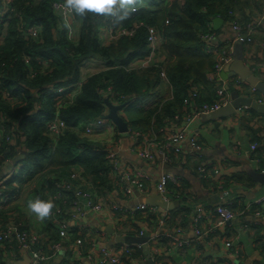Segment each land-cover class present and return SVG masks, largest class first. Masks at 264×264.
Listing matches in <instances>:
<instances>
[{"label":"trees","instance_id":"1","mask_svg":"<svg viewBox=\"0 0 264 264\" xmlns=\"http://www.w3.org/2000/svg\"><path fill=\"white\" fill-rule=\"evenodd\" d=\"M139 1L136 3L147 4L145 8L115 25L144 24L133 35L115 38L107 45H102L95 36L96 22L98 18L114 16L88 13L81 17L73 13L82 23L79 42L73 45L56 37L60 16L55 3L59 0H0L1 29L9 18L5 41L0 44V164L11 158L15 163L23 160L24 165H18L19 173L12 180L16 185L40 174L36 195L43 194L46 186L47 191L51 190L50 195L55 192L60 205L64 199L74 198V192L63 187L65 183H71L73 190L88 188L85 179L94 183L101 193L108 191L109 194L114 190V180L110 177L112 163L104 150L106 143H98V139L87 136L78 120L108 114L107 102H112L125 104L126 114L122 116L128 125L140 120L143 127L138 129H149L152 124L157 129L184 111V98L191 92L193 78H202L201 75L214 68L215 61L205 53L206 43L200 35L211 33L216 36L219 30L214 29L212 18L233 19V8L238 0ZM7 4L13 12L7 11ZM168 19L170 24L166 22ZM150 25L159 28L166 51L161 54L164 58L162 56L152 62L151 67L142 69L131 65V60L149 52ZM31 26L40 28L37 36L24 33V29ZM95 54L105 58L104 69L82 80L76 92H73L74 88L63 89L47 96L48 87H70L78 82L80 64ZM162 72L172 86V97L163 103L138 105L137 100L147 95L158 78H162ZM3 90L16 99L5 98ZM131 115H136L137 120L130 119ZM55 118L65 122L57 137L51 135L46 124ZM7 135H11L12 142L7 140ZM99 146L103 151L98 149ZM22 148L27 150L25 159L17 157ZM50 167H56L54 176L48 174ZM27 173L30 176L26 178ZM74 173L79 176L74 178ZM64 204L63 208L67 210L68 203ZM12 223L29 227L17 205L10 208L3 201L0 203V224L9 226ZM7 248H10L8 244L0 247V257L6 256ZM131 248L138 249L136 245ZM134 254L130 253V257ZM130 257L126 260L133 264Z\"/></svg>","mask_w":264,"mask_h":264},{"label":"crops","instance_id":"2","mask_svg":"<svg viewBox=\"0 0 264 264\" xmlns=\"http://www.w3.org/2000/svg\"><path fill=\"white\" fill-rule=\"evenodd\" d=\"M59 1L61 6L56 11L59 13L60 22L56 30V37L60 41L65 40L75 45L80 39L81 20L74 17L71 10L62 8L63 0ZM142 4L143 2H135V6H140V10L147 5ZM6 7L8 8L9 4ZM134 13L136 12H132V14ZM232 14L233 19L238 20L242 25L258 22L254 31L247 34L252 36V40L241 41L244 45L246 65L254 69L255 74L264 81V22H262L264 0H238ZM218 17L223 19V24L219 29H216L219 30L216 34L217 43L223 47L230 46L233 50V43L236 41L233 24L228 23L222 16ZM115 22L119 24L116 18ZM111 24L112 18L97 19L95 36L102 45H107L118 38L112 36ZM5 27L7 28L5 25L3 29L0 28V44L5 41ZM162 56L164 58V55H158L157 58L160 60ZM233 60L234 52L233 59L224 63L220 70L221 81L239 77L230 75L231 71L226 69ZM131 62L133 66H141L135 58ZM105 66L106 60L99 54L86 58L80 64V83L92 73L104 69ZM208 73L209 71L201 75L202 78H193L192 83H196L195 85L205 91L207 98L210 99L215 95L216 85L208 80ZM244 88L243 91H238L230 86L228 91L230 102L235 91L239 96L249 95L255 101L257 98L264 99V93L259 92L247 81H245ZM172 94V86L168 78L162 76L144 97L150 98L151 104H157L166 102L172 97ZM137 102L140 103L138 105H143V102L139 100ZM259 103H264V100ZM120 113L121 115L126 114L124 109ZM208 114L201 113L192 122L181 120L179 124L180 129L186 130L188 137L196 136L203 143L201 151L203 158L218 167V173H214L208 179L196 172L192 162L184 167L179 164L170 166L158 160L151 163L144 162L128 149L126 142L122 144L119 153L122 155L123 162L130 167L142 168L149 173L144 192L133 187L131 195L120 197L122 200H126L124 205L127 208L129 205V209L132 211L137 209L131 213L133 217L130 214L129 216L122 214L117 217L108 206L100 213L87 212L77 220L71 216L69 223L73 235L70 239L61 240L58 228L50 223L48 216L39 219L27 207L28 201L34 196L42 200L51 199L58 204L61 201L54 196L55 192L49 197L44 193L36 195V189L40 187V184L38 180L36 183L33 180L37 175L29 181L23 180L22 184L26 186L24 187L25 197L18 198L17 202L19 201L20 205L17 207L20 209L22 218L28 223L27 225L40 235L39 242L34 244L32 250L20 249L17 245L7 248L6 256L0 257V264H99L103 247L118 249L122 245L116 241L115 235L117 234L109 232V228H113L115 231L116 226L120 228L118 231L116 230L119 234L138 235L139 231H143L156 237V242L150 241L149 256L144 253L142 246L133 251L135 253L131 257L133 264H148L150 257L154 260V264H264V217L254 218L256 211H260L264 215V183L257 181L251 174L253 170L264 172V113L250 107L249 111L246 110L241 114L236 112L220 118L209 117ZM135 116L131 115L130 119L137 120ZM151 121L153 122V119ZM85 122V119L80 118L79 127H83ZM132 124L136 128L143 127L140 120ZM110 127L112 130L106 131H109L107 133L109 138H113V135L115 137L117 134L118 130L114 129L117 126L112 121ZM102 134H106V132ZM156 138L160 139L158 135ZM253 145H257L256 150H252ZM189 150H191V145L186 138L183 142V152L175 157L176 162L192 161ZM167 172L180 173L183 182L169 185L168 193L164 194L165 199L168 200V206L162 208L157 204L149 203L147 197L157 193L155 182L163 173ZM110 177L114 180L117 176L110 172ZM85 184L93 191L96 189L94 183L92 184L88 180ZM107 192L105 193L107 194ZM183 195H185L184 198ZM143 203L156 206L157 211L151 213L139 209L138 205ZM219 204L230 205L237 213L236 218L232 221L223 220L213 211ZM197 206L210 211V217L204 218L196 226L194 218L197 215ZM73 212L74 209L71 206L70 213L73 214ZM78 212L80 211L75 209L74 213ZM164 215L166 219L162 223ZM245 223L252 224V226L241 229ZM197 228L202 233L197 232ZM176 238L187 240L189 244L179 245L174 240ZM77 239L82 240L81 245L77 244ZM60 240L62 245L57 247L55 244ZM25 256L29 257V262H26ZM102 264H110V262L106 261Z\"/></svg>","mask_w":264,"mask_h":264},{"label":"built area","instance_id":"3","mask_svg":"<svg viewBox=\"0 0 264 264\" xmlns=\"http://www.w3.org/2000/svg\"><path fill=\"white\" fill-rule=\"evenodd\" d=\"M61 6L60 3H55V8L58 9ZM138 7L135 6V10L133 12L138 11ZM137 9V10H136ZM7 11L13 12V8H7ZM115 18L112 17L114 21V25L111 26L110 32L114 37H123L130 36L135 33L138 27L144 24V22H140L137 25L132 27H120L115 25ZM226 21L230 24H233V28L236 32L235 40H242L249 42L252 40V36L247 34L252 33L256 28L258 22L254 21L252 23H247L246 25H242L237 22L236 19H226ZM9 22L6 20L4 25L7 26ZM169 23V20H166ZM262 22H264V14L262 17ZM40 31V28L37 26H31L29 28L24 29V33L32 34V36H37ZM5 34L7 33L6 27L4 28ZM201 39L205 41V52L210 55L218 56L215 66L212 70L209 71L207 78L209 81L213 82L216 85L215 95L210 99L207 98V94L203 91L199 86L195 85L196 83L191 84V93L184 98V111L180 114H176L172 118L166 120L164 124L159 126V128L155 129L154 124L151 125L149 129H138L136 128L133 131H129L130 135L121 136L118 131L115 135V140L113 142L107 143L104 150L106 151V158L112 163L111 172L115 174L116 179H114V190L109 194H103L98 189L94 191L89 188H78L73 190L71 187V183H65L64 188L67 191L74 192V198L72 201L70 199H64L62 205L58 203L55 204V208L52 209L49 214V220L53 225H55L59 230V235L62 239L71 238L73 232L71 231V226L69 223V218L73 216V219L77 220V218L82 217L87 212L100 213L106 209V206L109 207L110 210L117 217L124 214L134 213L137 209H129L124 205L126 200H122V197L131 195L133 192V187H136L140 192H144V188L146 187V183L149 179V173L142 168L135 169L134 167H130L128 164H125L122 159V155L119 153V149L123 143L128 144V149L137 155L139 159L144 162H153V161H161L162 163L168 164L170 166H175L179 164L181 167L189 164L190 162L194 163V169L197 173H199L203 178L208 179L212 177L214 173H218V167L213 166L209 161L205 160L201 154L203 149V143L199 142L196 136L188 137L185 129H180L179 124L181 120H184L188 123L192 122L196 116L201 113H211L222 106L228 104L230 102L229 98V87L232 86L238 91H243L245 80L240 77L229 78L226 81H221L219 78L220 70L222 69L224 63L230 62L233 59V50L230 46L227 49L223 48L221 44L217 43L216 36L211 33H205L200 35ZM147 43L149 52L145 55H139L135 59L139 61L141 66H148L154 61H158V55L162 54V35L157 26L150 25L148 26V36ZM222 48L224 49L222 51ZM232 50V51H231ZM162 76L166 78L165 72H162ZM69 88V87H68ZM64 88H58L59 91H62ZM3 95L8 100L14 101L16 97H13L9 91L3 90ZM263 98H257L258 102H263ZM116 104V103H115ZM249 106H242L237 109V112L241 114L244 111H249ZM107 115V114H106ZM106 115L97 116L93 119L85 118L84 133L86 135H91L96 131H103L106 126H110V119L107 118ZM47 127L51 135L57 137L65 127V122L59 118H55L53 120H49L47 123ZM157 135L160 139H157ZM9 142H12L11 135L6 136ZM188 138L189 144L191 145V150H189V156L192 161L185 160L179 163L176 162L175 157L183 152V142ZM118 140V141H117ZM257 145L252 146V150H256ZM99 150L103 151L101 146L98 147ZM26 149H21V156H17L19 159H25ZM9 161V160H8ZM6 161L4 164H0V203L6 201L4 196L6 191L2 188L7 185L6 179H3V174L8 173V169L6 165L9 162ZM22 162V161H21ZM14 162V167L19 169L18 165H23V163ZM77 173L73 174V177H78ZM85 182L86 180L83 179ZM183 177L180 173L167 172L163 173L160 178L155 182L156 184V192L165 197V193H168V187L171 183H182ZM13 192V191H12ZM15 194V192H13ZM8 195V193H7ZM57 198V195L54 194ZM179 196V194H178ZM185 195H183L184 198ZM121 197V198H120ZM54 198V197H53ZM168 198V197H166ZM184 202V201H183ZM260 202V201H257ZM68 203L69 207L67 210L63 208ZM71 206L74 209H78L80 212L71 214L70 208ZM139 209H144L148 212L154 213L157 211L156 206H150L146 203L138 205ZM197 215L194 218L195 225L197 226L201 220L204 218H209L208 210H204L203 207L197 206ZM213 211H215L223 220L232 221L236 218L237 213L234 209L227 204H219L217 205ZM114 216V218H116ZM254 218L256 217H264L260 211H256L254 214ZM162 223L166 219L164 215L162 217ZM119 220V218H118ZM258 223V222H256ZM252 224L245 223L242 225V228H249ZM120 228L116 226L115 233ZM117 230V231H116ZM197 232H201L197 228ZM141 234L145 233L140 231ZM40 235L36 232L32 231L31 227H21L16 223H12L9 226L0 224V247L8 244L9 247H15L16 245L20 249H30L34 248V244H37L39 241ZM61 240L57 242L55 245L57 247H61ZM153 240L156 242V237L150 235V241ZM179 245L189 244L187 240H180L178 238L174 239ZM77 244L81 245L82 240L77 239ZM131 245H136L137 248H140V244H128L122 243V245L117 248H106L103 247L101 251V260L99 264H102L106 261L110 262V264H125L128 262L126 259L130 257V253L134 251L131 248ZM229 245V242H228ZM131 258V257H130ZM164 264V263H162ZM234 264V263H231Z\"/></svg>","mask_w":264,"mask_h":264},{"label":"water","instance_id":"4","mask_svg":"<svg viewBox=\"0 0 264 264\" xmlns=\"http://www.w3.org/2000/svg\"><path fill=\"white\" fill-rule=\"evenodd\" d=\"M223 24V19L221 17L213 18V27L214 29H219ZM233 52H234V60L230 63L226 69L231 71L230 75H238L243 80L247 81L251 86L255 87L259 92L264 93V81L260 79L259 76L255 74L254 69L248 67L245 63V51L244 45L241 40H236L233 43ZM109 107V112L107 114V118L112 120L118 130L126 131L129 129L127 121L123 118L120 111L124 108L125 104H115L112 102H107ZM241 106H249L260 113H264V103H259L255 101L253 97L242 95L239 96L238 92L235 91L233 93V99L228 104L222 106L221 108L211 112L208 114L209 117H222L224 115H230L237 112V109ZM253 177L264 183V172H258L257 170L251 171ZM147 201L151 204H157L162 208H167L168 200L165 199L164 196L158 193H154L147 197ZM109 227V226H108ZM109 232L114 234V229L109 228ZM116 241L120 243H128V244H140L143 248V251L146 255H150V233L146 232L143 234L133 235V234H118L115 235ZM26 262H29V257L25 256ZM24 264V263H22ZM26 264V263H25ZM148 264H154V260L150 257Z\"/></svg>","mask_w":264,"mask_h":264},{"label":"clouds","instance_id":"5","mask_svg":"<svg viewBox=\"0 0 264 264\" xmlns=\"http://www.w3.org/2000/svg\"><path fill=\"white\" fill-rule=\"evenodd\" d=\"M135 2L136 0H63L62 8L71 10L76 16L83 17L88 13L102 14L114 16L118 22H122L129 19L132 12L135 10ZM139 10L140 9H138V11ZM68 87L69 85L62 88L68 89ZM50 88L53 89L54 93L59 92L57 87H48L47 89L49 90ZM17 171L18 168L12 167L8 173L3 174V179H6V182L13 180L19 173ZM54 206L55 204L53 200H42L39 197L30 200L27 203L28 209L39 219H44L49 216Z\"/></svg>","mask_w":264,"mask_h":264},{"label":"rangeland","instance_id":"6","mask_svg":"<svg viewBox=\"0 0 264 264\" xmlns=\"http://www.w3.org/2000/svg\"><path fill=\"white\" fill-rule=\"evenodd\" d=\"M137 9H140V6L137 8ZM136 9V10H137ZM169 20V19H168ZM237 22L239 23V21L237 20ZM165 24H167V23H165ZM168 24H170V20H169V23ZM241 24V23H240ZM111 31V30H110ZM227 47L228 46H226V47H223V48H225V49H227ZM222 48V51L224 50ZM166 51V47H165V45H164V43H163V45H162V52H165ZM212 57H213V59H214V61L216 62V60H217V58H218V56H216V54L215 55H211ZM170 59V58H169ZM177 59H180L179 57L177 58ZM171 61V60H170ZM170 61L167 63V65H169L170 64ZM196 63V62H195ZM142 69H145V68H149V67H141ZM79 83H80V80L78 81V82H76L74 85H71L72 87H70V88H68V89H64V91H69L70 89H72V88H74L73 89V92H76L77 91V89L79 88ZM48 91H50L49 93H47V96H51V95H53L54 94V91H53V89L52 88H50ZM149 100H150V98L148 99V98H141V99H139V101H141V102H143V105H150L151 104V102H149ZM81 119H85V118H81ZM79 121V120H78ZM112 121V120H111ZM110 121V125H111V122ZM115 124V123H114ZM130 125V126H129ZM128 126H129V129L128 130H126V131H120V130H118L117 129V127L116 128H114L115 129V131H117L118 130V133L121 135V136H123V135H130L129 134V131H133V130H135L136 129V127L133 125V124H129ZM115 126H116V124H115ZM113 129V130H114ZM106 130H112V128L110 127V126H106L105 128H104V130L103 131H101V132H99V131H96V132H94V133H92L91 135H87V136H89V137H91V138H95V139H98L99 140V142L98 143H100V142H102V143H110V142H113L114 140H115V137H114V135H113V137L114 138H109V134H107L109 131H106ZM103 132H106V134H102ZM12 138V137H11ZM109 140V141H108ZM199 140V139H198ZM118 141V140H117ZM199 142H201L200 140H199ZM202 143V142H201ZM95 150L96 151H99L97 148H95ZM99 152H101V151H99ZM19 156H21V152L18 154V157ZM22 161V163H24L23 162V160H21ZM14 166V160H13V158H11L10 160H9V164L8 165H6V168L8 169V170H11L12 169V167ZM56 167H50L49 168V176L51 175V176H54L55 174H56V169H55ZM28 176H30L28 173H27V175H26V178L28 177ZM38 176H39V174L37 175V176H35L34 178H35V180H33L35 183H36V180L38 179ZM6 184L7 185H5L2 189L4 190V191H6V193H5V195L6 196H4V198H5V200L6 201H4L5 202V204H7V206L8 207H14V206H16V205H20L18 202H17V200H18V198L19 197H21V199L22 198H24L25 197V195H24V187H26V186H23V184H18L17 186H16V188L15 189H13L12 188V186L13 185H16L12 180H9L8 182H6ZM36 187V186H35ZM34 187V188H35ZM100 189V188H99ZM101 191H103V189L101 188L100 189ZM15 192V194H13V192ZM7 193H8V195H7ZM50 193H51V190H49V191H47V187L45 186V192H44V194L45 195H47V197H49V195H50ZM37 198V197H36ZM33 199H35V196H34V198ZM33 199H31V200H33ZM21 201H24V200H21ZM107 207V206H106ZM54 208H55V206H54ZM20 215L22 216V214L20 213Z\"/></svg>","mask_w":264,"mask_h":264}]
</instances>
